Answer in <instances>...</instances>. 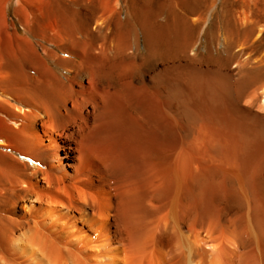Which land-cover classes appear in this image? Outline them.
Listing matches in <instances>:
<instances>
[{
    "label": "bare ground",
    "instance_id": "1",
    "mask_svg": "<svg viewBox=\"0 0 264 264\" xmlns=\"http://www.w3.org/2000/svg\"><path fill=\"white\" fill-rule=\"evenodd\" d=\"M17 3L0 264H264V0Z\"/></svg>",
    "mask_w": 264,
    "mask_h": 264
},
{
    "label": "rangeland",
    "instance_id": "2",
    "mask_svg": "<svg viewBox=\"0 0 264 264\" xmlns=\"http://www.w3.org/2000/svg\"><path fill=\"white\" fill-rule=\"evenodd\" d=\"M17 5H18L17 0H14L10 4V8H9L10 22H9V24L5 23V21L2 18L0 19V22L2 23V28L6 34V37H10L11 33L13 32V29L10 27V25L13 23H16L17 27L22 31V33H25L24 30L22 29L21 20H20L19 16H17L18 14L16 13ZM21 13H22V11L19 12L20 15H21ZM1 55L3 56L2 53H1ZM0 149H3V148L0 146ZM18 156L21 159L25 160V158L23 156H21V155H18Z\"/></svg>",
    "mask_w": 264,
    "mask_h": 264
}]
</instances>
